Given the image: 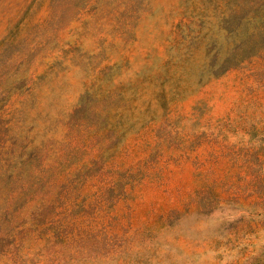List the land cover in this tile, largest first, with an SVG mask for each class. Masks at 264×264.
Masks as SVG:
<instances>
[{
  "label": "rangeland",
  "instance_id": "obj_1",
  "mask_svg": "<svg viewBox=\"0 0 264 264\" xmlns=\"http://www.w3.org/2000/svg\"><path fill=\"white\" fill-rule=\"evenodd\" d=\"M242 1L0 0V264H264Z\"/></svg>",
  "mask_w": 264,
  "mask_h": 264
},
{
  "label": "trees",
  "instance_id": "obj_2",
  "mask_svg": "<svg viewBox=\"0 0 264 264\" xmlns=\"http://www.w3.org/2000/svg\"><path fill=\"white\" fill-rule=\"evenodd\" d=\"M244 6H238V9L233 13L239 14L240 12H244V19L249 27H251V31L249 37H261L264 42V0H244ZM264 51V46L260 51ZM254 56L255 53L253 52ZM250 55V56H251Z\"/></svg>",
  "mask_w": 264,
  "mask_h": 264
}]
</instances>
